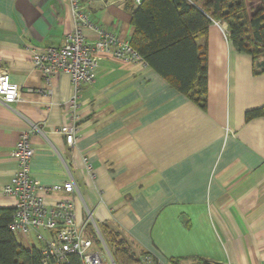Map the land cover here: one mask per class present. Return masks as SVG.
I'll list each match as a JSON object with an SVG mask.
<instances>
[{
    "label": "crops",
    "instance_id": "crops-1",
    "mask_svg": "<svg viewBox=\"0 0 264 264\" xmlns=\"http://www.w3.org/2000/svg\"><path fill=\"white\" fill-rule=\"evenodd\" d=\"M131 2L92 0L85 8L93 25L129 42ZM224 26L213 21L197 38L206 54L203 108L144 61L101 54L94 80L78 95L69 145L58 129L71 119L70 76L55 73L47 84L32 64L33 52L59 47L72 31L68 0H0V69L19 89L17 101H0V207L14 206L2 188L18 166L19 135L28 131L31 176L42 187L72 179L78 223L106 225L135 255L151 253L165 264H264V116L245 119L264 106L263 57L237 52ZM84 34L98 38L90 27ZM41 193L48 205L67 196ZM21 236L26 248L44 244L34 233Z\"/></svg>",
    "mask_w": 264,
    "mask_h": 264
},
{
    "label": "trees",
    "instance_id": "trees-1",
    "mask_svg": "<svg viewBox=\"0 0 264 264\" xmlns=\"http://www.w3.org/2000/svg\"><path fill=\"white\" fill-rule=\"evenodd\" d=\"M131 23L134 33L129 41L142 60L165 78L178 92L200 107L207 95L206 54L197 44L213 22L226 23L230 45L249 54L264 72V0L250 12L247 2L255 0H131ZM249 12V13H248ZM264 116V106L248 110L245 119ZM13 207H0V264H42L38 248L21 245L9 223ZM115 264H134L137 256L125 240L106 225H96ZM85 232L97 244L92 223ZM145 253V252H144ZM171 264H182L171 259ZM67 264H82L76 254ZM187 264H223L204 258H193Z\"/></svg>",
    "mask_w": 264,
    "mask_h": 264
},
{
    "label": "built area",
    "instance_id": "built-area-1",
    "mask_svg": "<svg viewBox=\"0 0 264 264\" xmlns=\"http://www.w3.org/2000/svg\"><path fill=\"white\" fill-rule=\"evenodd\" d=\"M92 0H68L73 19V29L66 34L59 47L48 46L32 53V64L40 71L49 84V78L55 73L65 72L70 76L72 95L68 100V113L71 119L61 125L59 133L65 136L66 143L73 144L76 140L77 126L75 113L77 98L83 86L94 80L95 69L101 54L109 55L122 62H142V58L129 42H122L117 37L100 27L93 25L85 8V2ZM141 0H134L137 5ZM85 27H90L98 33V38L89 41ZM224 38L228 40V30L222 29ZM19 98L17 85L9 80L8 72L0 69V101L9 105ZM34 130H39L33 126ZM33 147L29 140V132L23 131L16 142L12 155L17 159V169L13 172L10 182L2 188V193L14 199V212L9 223V229L14 234H35L37 240L44 244L39 248L42 264H67L69 256L76 254L82 264H105L104 250L113 264L114 261L98 231L92 223L98 236L97 244L85 232L87 223H78L75 217L73 194L77 191L72 179L60 185L42 187L30 174V160ZM43 191H61L66 193L52 205H48L42 196ZM47 233V237L41 234ZM134 264H165L151 253H141Z\"/></svg>",
    "mask_w": 264,
    "mask_h": 264
},
{
    "label": "rangeland",
    "instance_id": "rangeland-1",
    "mask_svg": "<svg viewBox=\"0 0 264 264\" xmlns=\"http://www.w3.org/2000/svg\"><path fill=\"white\" fill-rule=\"evenodd\" d=\"M258 4H259V1H258V0L251 1V2H247L248 10L251 12L252 9H254V8H256V7L258 6ZM248 13H249V12H248ZM16 238H17L18 240H21V241H22V236H21V234H16ZM108 251H109V250H108ZM104 254H105V256H104L105 264H113L112 261L110 260V258L107 256L105 250H104ZM109 254H110V252H109ZM110 256H111V254H110Z\"/></svg>",
    "mask_w": 264,
    "mask_h": 264
}]
</instances>
